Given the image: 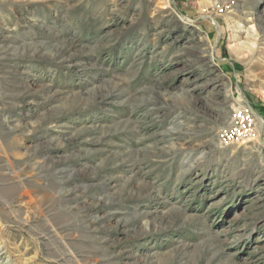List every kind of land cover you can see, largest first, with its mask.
<instances>
[{"label":"rangeland","instance_id":"obj_1","mask_svg":"<svg viewBox=\"0 0 264 264\" xmlns=\"http://www.w3.org/2000/svg\"><path fill=\"white\" fill-rule=\"evenodd\" d=\"M0 264H264V0H0Z\"/></svg>","mask_w":264,"mask_h":264},{"label":"built area","instance_id":"obj_2","mask_svg":"<svg viewBox=\"0 0 264 264\" xmlns=\"http://www.w3.org/2000/svg\"><path fill=\"white\" fill-rule=\"evenodd\" d=\"M254 115L248 107L233 111L230 122L218 133L220 144L229 145L245 138L252 130Z\"/></svg>","mask_w":264,"mask_h":264},{"label":"bare ground","instance_id":"obj_3","mask_svg":"<svg viewBox=\"0 0 264 264\" xmlns=\"http://www.w3.org/2000/svg\"><path fill=\"white\" fill-rule=\"evenodd\" d=\"M236 110H239V109H236ZM236 110H235V111H236ZM252 140H253V139L249 140V142L252 141Z\"/></svg>","mask_w":264,"mask_h":264}]
</instances>
